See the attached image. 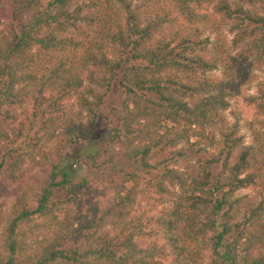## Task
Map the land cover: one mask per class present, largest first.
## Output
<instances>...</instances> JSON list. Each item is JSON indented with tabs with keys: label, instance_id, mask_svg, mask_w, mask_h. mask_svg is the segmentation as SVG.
I'll return each mask as SVG.
<instances>
[{
	"label": "trees",
	"instance_id": "1",
	"mask_svg": "<svg viewBox=\"0 0 264 264\" xmlns=\"http://www.w3.org/2000/svg\"><path fill=\"white\" fill-rule=\"evenodd\" d=\"M76 1L0 0V264H264V77L252 143L221 113L264 64V0Z\"/></svg>",
	"mask_w": 264,
	"mask_h": 264
},
{
	"label": "rangeland",
	"instance_id": "2",
	"mask_svg": "<svg viewBox=\"0 0 264 264\" xmlns=\"http://www.w3.org/2000/svg\"><path fill=\"white\" fill-rule=\"evenodd\" d=\"M81 1H76L71 8H73L75 5L81 6ZM84 13L87 11V7H81ZM199 12H205L208 15V20L204 23H200L195 25L200 31L201 36H207L209 40H213L217 35H219L224 42V47L227 49V53L229 55H232L235 49L230 45V39L232 37V33L228 31V25L220 26V28L217 30V32H214L212 29V22L216 21L217 18L213 16L211 13L210 6H203L202 9ZM81 26H84L85 24L83 22H79ZM220 74L219 69H214L211 71L206 72V75L217 77ZM264 77V64L260 66L259 69H254L251 71V80L248 82L243 83L238 93L233 94L231 97L228 98V105L225 110H223L221 113L224 115L225 120L227 123H231L233 121H236L238 124V132L242 136L244 143H252V130L260 129L262 130L261 125L263 117H256L254 113V108L251 104L248 103L247 97L250 95L255 94L256 89V83ZM115 86L112 88V92L114 93ZM112 101V94L105 100L104 105L98 110L97 119L95 123V128L92 133V144L96 148L99 146V142L101 141V134L103 130L109 126L107 119H105V115L107 114V109ZM264 131V128H263ZM212 149L207 148V151H211ZM51 155L53 153L51 152ZM202 157L206 155V153L201 154ZM261 168H262V180L264 181V157L261 158ZM189 164L195 169L199 166V162L195 160L189 161ZM71 168L73 169L74 173V181L78 180L81 176H84L85 173L83 171V168L80 167L79 162L77 160L73 161L71 163ZM37 170V168H35ZM34 169V170H35ZM179 169H182L179 167ZM31 167V164H28L26 166L25 172H24V179H28L29 176H31V173L34 171ZM183 170V169H182ZM260 185V184H259ZM259 187L261 186H255V187H247L239 189L235 196L241 197V196H254L257 195V191L259 190ZM176 190V189H175ZM15 197V186L11 184H3L0 183V206L4 211H7L9 206L12 204ZM144 211V215L147 217L145 220L147 229H152L153 223L151 221V217L153 215L154 211L148 210L147 206L144 202L140 201L135 207H134V213H140ZM154 236H150L149 238H146V241L149 239H152ZM162 264H171L169 260H163ZM173 264V263H172Z\"/></svg>",
	"mask_w": 264,
	"mask_h": 264
}]
</instances>
